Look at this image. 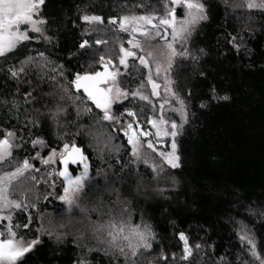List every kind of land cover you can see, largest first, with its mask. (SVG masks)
Listing matches in <instances>:
<instances>
[{"label": "trees", "instance_id": "obj_1", "mask_svg": "<svg viewBox=\"0 0 264 264\" xmlns=\"http://www.w3.org/2000/svg\"><path fill=\"white\" fill-rule=\"evenodd\" d=\"M202 2L208 19L196 27L187 43L198 59L177 56L170 68L173 92L187 106L188 122L183 123V118L176 122L183 124L175 138L181 167H165L159 175L137 162L123 132L135 120L145 128L158 111L128 90L129 97L112 107V114L120 118L115 123L97 119L102 111L90 100L81 104L68 96H86L70 82L78 73L103 71L99 57L119 64L120 47L127 45L128 36L109 19L160 16L166 0H60L53 11L43 9L50 41H25L15 54L0 57V139L8 132L16 134L11 164L0 165V176L28 160L35 168L39 162L41 174L49 177L42 160L53 149L63 151L64 143L81 148L89 168L81 201L74 207L63 203L60 190L56 199L50 195V178L39 183L26 180L17 191L10 188L17 201L28 205L26 210L10 211L13 225H20L14 228L18 238L40 240L19 264H78L81 259L87 264H124L123 257L105 255L89 238L91 225L106 224L110 211L116 217L123 208L128 210V223H147L155 233L151 250L144 252L139 264H149L150 258L161 253L179 256L180 231L188 235L190 244L204 245L194 254L197 264H260L252 258L250 246L238 238V222L250 229L256 251L264 257V12L243 7V0ZM167 6L176 12L182 9ZM83 15L100 16L104 23H86ZM232 36L238 42L243 39L239 52L229 43ZM96 40L107 43L96 44ZM83 41L91 47L81 49ZM29 57L32 62L13 78L9 69H19ZM131 65L129 72L135 73V63ZM213 86L231 99L208 103ZM201 103L208 106L201 108ZM129 110L136 116H128ZM37 139L45 143L33 145ZM59 165L62 171L61 161ZM1 227L6 232V226ZM81 236L83 241L77 239ZM81 242L94 250L80 247ZM154 264L190 262L170 258L156 259Z\"/></svg>", "mask_w": 264, "mask_h": 264}, {"label": "snow or ice", "instance_id": "obj_2", "mask_svg": "<svg viewBox=\"0 0 264 264\" xmlns=\"http://www.w3.org/2000/svg\"><path fill=\"white\" fill-rule=\"evenodd\" d=\"M46 4V0H0V57H6L9 53L17 50L19 45L24 41H29L33 37L29 36L28 31L40 34V37L46 41H50L51 37L45 35L44 26L48 23V20L41 16L43 7ZM168 4H175L180 6L182 9L186 10V19L177 20L176 8H169ZM248 9H258L264 12V0H245L242 5ZM83 21L89 24H103L104 19L100 16L95 15H83ZM208 19L206 5L202 0H166L163 7V14L160 16L156 15H125L119 19L116 18L109 19V24L119 23V30L126 33H131L132 38L128 43L133 47L140 49L145 52L141 41L137 40L136 34L139 33L140 36L145 37V42L151 39L159 37L167 41L168 29H171L172 40L166 42L164 45L163 55L167 60V67L161 65L160 61L156 59L153 51H147L144 55L137 57L136 52L126 49L121 45L120 51L123 55L119 59V64L123 65L125 68L128 67L127 58L137 57L139 63L145 68L149 69L147 76V83L151 84V95H159L157 89L160 85L152 79V70L149 66V60L146 57L153 59L155 64L156 75L159 76L161 70L167 72L171 67L174 59L179 56L182 58L191 57L192 59H198L191 52L188 51L187 43L191 35L202 21ZM30 26V29L22 30L21 26ZM181 44V50L178 51L175 47L176 43ZM96 44L107 43L104 40H96ZM229 43L237 52L240 51L243 44V39L238 42L237 37L232 36L229 39ZM79 47L81 49H86L91 47L87 41H83ZM151 47V46H150ZM203 53V49L200 50ZM40 57L44 54L40 53ZM100 61L104 65L103 71H97L94 73L76 74L74 79L70 84L74 87L76 92H82L86 94L85 97H73L68 96V99L81 100V104L85 103L86 100L92 101L97 109L102 111V116L97 119L109 122L119 123L120 118L112 114V107L115 103L121 101V98L127 99L129 93L121 89L118 85V76L121 74L120 69L112 64V61L105 60L103 56L99 57ZM33 58L29 57L27 60L21 62V67L19 69H9V72L13 78H18L20 73L25 71V64L32 62ZM112 66L113 70H109V66ZM63 66H59V74L62 72ZM57 71V69H52ZM203 75V73H201ZM167 80L168 78L165 77ZM172 81L168 80V84ZM143 87V84L141 85ZM62 87L65 93H68L69 89L67 87ZM165 91L170 92L173 97L179 100V109L183 117V123H187V106L184 100L180 99L175 92L171 91L170 87H166ZM31 96V93H28ZM133 96H138L139 99L144 101H149V96L144 95L142 92L137 90L132 93ZM191 95V93H189ZM64 97H61L63 99ZM231 97L227 94H220L217 89L213 86L211 89V94L208 97V103H219L221 101H229ZM208 103H201L200 107L205 108ZM163 108V105H161ZM177 111V109H173ZM62 111V109H59ZM87 112H91V109H86ZM127 115L135 117L136 113L129 110ZM137 127H133V123L130 122L123 129L124 135L127 137V142L132 146V155L137 159H140L141 148L145 146L156 152L161 158V163L153 165V170L159 173L165 171L164 165L166 164L171 169H177L181 167L180 156L178 153V145L175 138L180 134V129L183 124H177L175 121L169 122L168 120L161 119L158 123L156 120H150L153 128H156L155 136L157 137H171V151L163 152L158 151L151 140L144 141V137L153 135V133L144 131L139 128L138 121L135 122ZM170 129V131H169ZM16 134L14 132H8L5 138L0 139V165L3 163L11 164L12 149L14 147L13 140ZM159 142V140L157 141ZM33 145L41 144L45 142L43 140L32 141ZM59 155L61 162L63 163V170L58 173L60 177H63L67 181V187L64 188V195L59 198L64 201L70 207L74 203V198L82 190L84 184V179L88 175V164L87 157L83 155L82 149L75 144L64 143L63 151L57 153L55 149L52 150L51 155L47 159H43L42 163L45 165L55 163V159ZM39 157V153H37ZM83 163L84 171L80 176L73 177V174L69 172V164ZM145 163L147 161H144ZM34 170L39 172V168H35L34 165L30 164L28 160H24L22 165L17 166L14 171L0 176V213L8 211L11 209L15 210H26L28 205L22 200H11L9 199V188L13 191H17L19 185H14L13 181H20L23 183L26 180H31L33 182L39 183L38 177L31 175V171ZM27 174V175H26ZM161 193L163 190H158ZM35 205H33L34 207ZM127 208L119 210L116 217L111 216V211L109 213V221L106 224H93L90 227L92 240L96 241L98 246L97 250H101L105 255H108L114 259H119L123 257L124 264H139V260L144 257V252L151 250L152 241L155 240V233L153 232L151 226L147 223L141 225H131L125 219V213H127ZM254 211V210H250ZM130 217V213H128ZM264 215V212H261ZM29 222L31 217H28ZM0 221H7L6 232L0 231V264H19V262L25 257L26 254L30 253L37 244L40 243L39 239L25 241L22 237L18 238L17 231L14 228H19L20 225H13L12 216L0 215ZM29 226L28 223L23 225L24 228ZM239 236L238 238L250 246L249 251L253 259L264 264V257L256 251V244L254 239L250 235V229L246 225L239 224ZM178 241L182 242L181 252L179 256L176 253L171 254V257L161 253L159 257H152L149 259V264H154L156 259H162L168 261L170 258L172 261H186L190 264H197L194 254H199L203 250L204 245L200 243L190 244L188 235L180 231L177 233ZM59 239V237H57ZM77 239L83 241V237H77ZM103 246V247H99ZM80 247L86 248L87 251L91 252L94 249L88 247L84 242H81ZM223 259V258H221ZM78 264H87V261L81 259Z\"/></svg>", "mask_w": 264, "mask_h": 264}, {"label": "rangeland", "instance_id": "obj_3", "mask_svg": "<svg viewBox=\"0 0 264 264\" xmlns=\"http://www.w3.org/2000/svg\"><path fill=\"white\" fill-rule=\"evenodd\" d=\"M243 1H245V0H243ZM59 2H60V0H50V1L46 0V4L43 7V9L48 10V12L50 10L53 11L54 9H56L59 6ZM177 6L178 5H175V7H177ZM46 10H42V12H41V16H43L45 18L47 17L46 16V14H47ZM250 10H258V9H250ZM179 12H181V13H179ZM185 13H186V10H184V9H180L178 12H176L177 20L186 19ZM21 29L22 30L30 29V26L22 25ZM28 34H29V36L33 37L30 40L42 39L40 37V34L31 32L30 30L28 31ZM126 34L128 36L127 40L129 41L132 38L131 33H126ZM164 34L167 36V41L160 39L159 37H156L155 39H151V40H148L147 42H145V37L140 36L139 33L136 34V38H137V40L141 41V44L144 47L145 52L153 51L156 59H158L160 61L161 65H163L164 67H167V60L163 55V50H164V45L166 44V42H170L172 40L171 29L169 28L167 33H164ZM175 47L177 48V50H179V48H181V44L178 42L175 44ZM124 48L129 49L133 52H136L137 57L145 54V52H142L140 49L133 48L129 43H127V45ZM16 51L17 50H15L14 52L9 53V54H15ZM122 55H123V53L121 52V56ZM137 57H128L127 58V64H128L127 68H125L121 64H118L116 66L120 69V73H121L118 76L119 87L121 89L127 91V92H128V90H130L132 93H134L137 90H139L144 95H148L150 102L141 100V99H139L138 96H133V95L132 96L135 97L136 99L140 100V101L147 103L153 109L158 111L157 118L155 119L158 123L160 122L161 119L166 120L168 118V121L171 122L175 118L176 121L175 120H173V121L177 122L178 120H180V118H183L181 116V113L178 111V109L180 107L178 100H175V97H173L170 92L165 91L166 87H170L171 91L173 92L172 83L168 84V80L172 81L171 77H170V69L167 72L163 71V69H162L160 75L157 76L156 72H155V64L153 62V59L150 57H146L149 60V66L152 70V79L155 80V82L160 85V88L157 89V91L159 92V95L158 96L151 95V84L147 83V76H148L149 69H147L143 65H141L139 63V60ZM176 58L174 59V61L176 60ZM174 61H173V63H174ZM133 63H135V66H134V68H136L135 73H134V71L132 73H130L129 70L132 67L131 64H133ZM113 64L116 65L115 63H113ZM109 70L110 71L113 70L111 65L109 66ZM165 77H167L168 79L166 80ZM125 82L127 83V85ZM142 84H143V87L141 86ZM124 100H125L124 98H121V101H119V102H122ZM119 102H117V103H119ZM161 105H163V108H161ZM173 109H177V111H174ZM135 122H136V120L134 121V124H133L134 128L137 127V124ZM139 128L144 130V131H148V132L153 133V135L143 138V140L145 142L148 140H151L153 142V144L155 145V147L158 149V151H163V152L171 151V147H170L171 137H157V136H155L156 128H153L151 123H149V122L145 125V128H143V124L139 123ZM169 131H170V129H169ZM158 140H159V142H157ZM131 148H132V146H131ZM252 148H253V146H251V145L248 146V150H251ZM47 158H48V156L45 159H47ZM135 159L137 160V162H139L141 164H145L149 168L150 173H152L151 171H153L154 173L158 172V169H157V171L153 170V165L154 164H156V165L160 164L161 158L158 156V154L156 152H153L151 149H148L146 147V143H145V146L141 148L140 159H137L136 157H135ZM59 161H60V158H59V155H57V157L55 159V163H51L48 165H45L42 163V165H44L46 167L47 172H49V177L43 176V174H41L42 167L41 168L39 167V162L36 165V168L40 169V171L37 173L38 179L45 180V182L49 181V178H50V181L52 180L51 183L49 184V189H50V195L52 197H54V199H56L55 194L58 190H60L62 192V195H64V188L68 186L66 183V180H64L63 177H60L58 175V173L60 172ZM144 161H147V162L145 163ZM22 163H20L18 166L22 165ZM87 164H88V162H87ZM70 165H72L71 166L72 172H70V173L73 174V177L80 176L83 173V171H84V164L83 163L78 162V163L70 164ZM70 165H69V167H70ZM164 167H168V166L165 164ZM14 170H12V171H14ZM3 171H4V172H2L3 175L6 173H9L5 170H3ZM12 171H10V172H12ZM32 171H34V170H32ZM32 171H31V175H35L36 173H34V172H36V171H34V172H32ZM88 174H89V168H88ZM87 179H89V175H87L84 179V184L82 186V190L84 189V186L86 185ZM31 182H33V181H31ZM13 183H14V181H13ZM15 183H16V185H19V187L22 185V183H20V181H15ZM33 183H36V182H33ZM57 187L59 189H57ZM82 190L74 198V203L71 207L77 206L78 203H80L79 201H81L80 197L82 196ZM31 191L36 195L37 198H39L38 192L36 190L32 189ZM16 198H17V196H15L14 194L12 195V191L9 188V199L16 200ZM63 203L66 204L64 201H63ZM11 210H13V209H11ZM11 210L4 211L3 213H0V215L7 216V215H9ZM7 223H8L7 221H0V228H2L1 225L6 226Z\"/></svg>", "mask_w": 264, "mask_h": 264}, {"label": "flooded vegetation", "instance_id": "obj_4", "mask_svg": "<svg viewBox=\"0 0 264 264\" xmlns=\"http://www.w3.org/2000/svg\"><path fill=\"white\" fill-rule=\"evenodd\" d=\"M91 102H92V101H91ZM60 161H61V160H60ZM61 163H62V162H61ZM70 164H72V163H70ZM70 164H69V165H70ZM71 166H72V165H70V167L68 166V168H69V172H72V170H71ZM62 170H63V163H62ZM66 183H67V181H66Z\"/></svg>", "mask_w": 264, "mask_h": 264}]
</instances>
